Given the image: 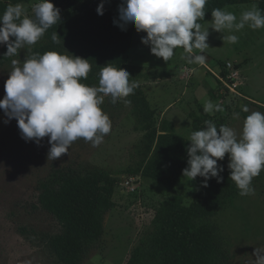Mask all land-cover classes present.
<instances>
[{"label":"rangeland","instance_id":"obj_1","mask_svg":"<svg viewBox=\"0 0 264 264\" xmlns=\"http://www.w3.org/2000/svg\"><path fill=\"white\" fill-rule=\"evenodd\" d=\"M36 2L20 3L26 15H34ZM252 5H231L224 10L239 17ZM212 19L202 23L204 28L209 27L210 46L203 65L189 64L182 49L175 50L168 62L154 56L144 44L127 51L123 68L138 86L125 98L127 103L119 100L113 104L110 97L105 98L101 108L112 121V130L99 146L78 139L68 155L48 160L49 138H43L39 146L25 142L17 121L12 119L5 124L6 117L0 109V264H63L49 245V239L61 231V226L56 217L42 208L38 185L55 172L73 174L93 169L111 173L117 182L113 205L103 217L102 234L77 264H127L135 252L141 255L132 264H158V259L145 261L142 256L152 250L159 207L174 193L190 204L201 180L197 177L189 181L181 173L171 194L160 183L137 173L139 166L153 154L154 144L150 143L148 133L155 129L161 134L164 125L172 124L178 134L189 140L195 131L191 126L193 117L202 116L204 104L209 100L224 109L209 113L215 124L238 131L249 114L242 111L244 106L264 113L259 106H264V28L252 30L245 26L234 33L239 39L233 44L223 39L232 33L216 32L210 27ZM32 47L26 45L0 62V99L6 94L4 85L13 70L12 61L22 64L31 58ZM64 54L78 56L70 49H64ZM220 62L225 63L226 76L220 75ZM227 63L233 65L232 71H238L236 92H230L219 79L220 76L227 81L230 73ZM81 82L98 86L97 79L92 83ZM216 91L218 100L211 97ZM233 112L239 113V119L233 118ZM228 163L226 154L221 165L230 176ZM252 185L254 195L238 193L206 219L220 246V264H253L255 249L264 248V171L253 179Z\"/></svg>","mask_w":264,"mask_h":264},{"label":"clouds","instance_id":"obj_2","mask_svg":"<svg viewBox=\"0 0 264 264\" xmlns=\"http://www.w3.org/2000/svg\"><path fill=\"white\" fill-rule=\"evenodd\" d=\"M208 0H122L118 6L119 20L113 23L126 30L131 24L137 33H146L141 43L149 46L151 53L165 62L170 61L175 50H183V58L189 64L203 65L208 44L209 27L204 28L198 21L204 20ZM104 0L97 6V14H104ZM32 11L34 17L26 15L23 4H9L0 15V45L7 47L6 56H14L27 46L37 44L46 31L60 23V9L51 0H37ZM210 27L216 32L227 31L223 39L237 43L234 34L247 26L252 30L264 28V12L256 4L240 13L214 8L211 11ZM12 38V39H10ZM54 43L61 41L56 32ZM13 70L5 81V96L0 99L9 123L17 121L21 138L38 146L48 137L50 148L48 160H57L69 153L71 145L78 139L99 146L112 130V121L101 105L105 98L115 104L124 100L138 86L130 80V73L121 67L108 63L101 67L98 86H88L82 80L88 79L92 65L88 59L62 54L56 51L36 53L22 64L12 61ZM205 113L222 112L223 107L210 100L204 104ZM239 131L228 125L219 128L211 120L206 127L191 132L187 147V167L182 175L189 181L202 177V187L215 178L221 183L224 171L218 161L228 154L230 179L235 183L241 196L254 195L252 181L264 171V113L250 111ZM239 119V113L233 112ZM253 264H264V248H256Z\"/></svg>","mask_w":264,"mask_h":264},{"label":"trees","instance_id":"obj_3","mask_svg":"<svg viewBox=\"0 0 264 264\" xmlns=\"http://www.w3.org/2000/svg\"><path fill=\"white\" fill-rule=\"evenodd\" d=\"M32 0H0V15L9 4L15 5ZM60 9L61 21L49 28L44 36L33 45L32 55L56 51L64 54V49L77 52L79 57L89 60L92 70L87 83L99 81L101 67L112 63L124 67L128 50L141 45V37L131 24L126 30L113 23L119 20L118 6L122 0H104V14H97L101 0H51ZM256 4L264 12V0H208L204 20L211 18L214 8L224 9L231 5ZM35 18L34 15L31 16ZM59 36L60 43H54L53 33ZM12 39V38H10ZM7 47L0 46V62L9 58ZM220 75L226 76L225 63L220 62ZM218 85L222 86L217 79ZM214 92L211 97L219 99ZM264 109L263 105H259ZM145 115V114H144ZM213 115L202 110V116L193 117L192 128L201 130L204 122ZM218 128L220 126L216 125ZM163 133L152 129L148 135L154 144L153 154L144 161L137 173L146 179L156 181L173 193L174 186L187 164V147L190 141L175 131L172 124L164 125ZM222 161H218L221 165ZM221 183L213 178L208 187L201 184L192 202L185 204L180 194L174 193L166 199L156 213L157 233L151 240V252L142 256L143 260L158 259V264H220L221 251L211 225L206 219L223 206L239 190L226 173ZM199 177V176H198ZM202 180V177H199ZM116 178L103 169H93L85 173H54L41 181L39 202L47 212L56 217L61 231L49 239V245L58 261L63 264H77L83 253L95 243L102 234L103 217L113 205ZM135 252L129 263L138 261ZM133 260V261H132Z\"/></svg>","mask_w":264,"mask_h":264},{"label":"built area","instance_id":"obj_4","mask_svg":"<svg viewBox=\"0 0 264 264\" xmlns=\"http://www.w3.org/2000/svg\"><path fill=\"white\" fill-rule=\"evenodd\" d=\"M233 68V65L231 63H227V69L230 70V73L227 75V81H225L222 77L219 76V79L223 82L224 86H226L230 92H236L238 89V71L234 70L232 71L231 69ZM128 182V181H127Z\"/></svg>","mask_w":264,"mask_h":264}]
</instances>
